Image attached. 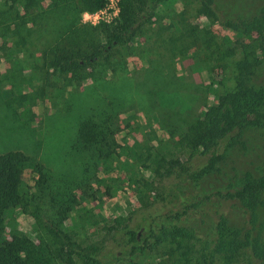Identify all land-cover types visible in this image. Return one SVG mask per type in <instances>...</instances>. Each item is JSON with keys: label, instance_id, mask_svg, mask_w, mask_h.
I'll use <instances>...</instances> for the list:
<instances>
[{"label": "trees", "instance_id": "obj_1", "mask_svg": "<svg viewBox=\"0 0 264 264\" xmlns=\"http://www.w3.org/2000/svg\"><path fill=\"white\" fill-rule=\"evenodd\" d=\"M11 1L29 12L36 11L34 5L44 0ZM168 1L119 0L118 13L111 21L73 25L35 51L33 67L38 71L34 75L40 83L30 92H21L19 102H27L25 112L33 115L35 101L78 85L87 76L85 67L115 60L141 36H149L152 42V67L147 73L156 66L170 75L176 59L192 53L194 63L213 72L220 83L231 68L230 86L216 93V102L195 122L171 130L166 138L153 132L132 145L117 141L120 123L106 107H91L81 116L73 148L83 153L84 173L89 167L103 174L115 169L125 172L122 184L135 192L140 203L114 218L106 236L94 242L85 226L99 221L80 199L111 196L107 176L96 174L89 181H95L96 187L88 190L82 189L87 180L83 176L74 183L82 190L77 194L65 182L55 189L49 168L36 157L22 150L1 153L0 264H175L176 252L185 254L189 249L183 246L185 239L200 243L197 264H215L217 257L229 263L243 257L246 264H264L259 225L264 207L263 157L255 169L230 175L227 189L192 195L179 192L180 185L193 182L198 186L209 174L219 173L228 152L248 151L254 131L264 133V77L259 75L262 69L264 74V0H254L258 3L254 9L235 18L226 16L216 0H180L182 9L170 14L167 23L159 10ZM80 2L78 6L76 0H51L53 6L73 4L78 12H93L107 4V0ZM201 18L206 23H201ZM214 24L231 34L219 37ZM52 76L62 82L51 84ZM32 78V74H21L20 80L28 85ZM28 170L34 174L32 185L24 178ZM154 185L162 187L161 191L154 192ZM209 200L218 207L204 209L201 203ZM225 203L240 205L243 226L229 224L221 210ZM18 210L35 219V239L18 228ZM205 211L211 219L209 232L201 227L200 216Z\"/></svg>", "mask_w": 264, "mask_h": 264}, {"label": "rangeland", "instance_id": "obj_2", "mask_svg": "<svg viewBox=\"0 0 264 264\" xmlns=\"http://www.w3.org/2000/svg\"><path fill=\"white\" fill-rule=\"evenodd\" d=\"M216 1L229 18L244 14L258 5L254 0ZM76 5H81L80 0H76ZM34 8L36 11L24 12L17 3L0 0V154L9 150H22L36 157L49 168L55 189L65 182L70 191H76L77 194H81L82 190L77 189L74 183L80 182L83 176L87 180L82 189L86 190L96 187L95 181L89 182L96 174L107 176V182L113 189L111 196H98L96 200H92L91 196L80 199L82 205L92 208L99 221L97 225L85 226L87 236L94 242L106 236L108 225L112 224L114 218L126 215L139 207L140 203L135 192L122 184L125 172L115 169L103 174L101 170L89 167V171L84 173L83 153L73 148L81 116L91 107L109 109L120 123L116 135L119 143L132 145L134 140L148 138L153 132L166 138L171 130L195 122L208 105L216 102V93L231 84V68L226 69V78L220 83L213 72L205 70L202 64L194 63L192 53H189L176 59L171 65L170 75H167V70L162 72L156 66L147 73L148 68L152 67V42L149 36H141L128 44L127 52L131 51L129 55L122 49L117 58L109 63L105 60L85 67L87 76L78 85L67 86L59 95L55 89V97L48 96L35 101L31 107L33 115H30L25 112L27 102L20 104L19 97L22 91L30 92L34 85L40 83L37 82V75H34L38 71L33 67L34 61L37 62L34 52L58 39L73 25H95L100 22L85 20L82 16L84 11L78 12L73 4L53 6L51 0H44L41 4H35ZM181 9L180 0H169L159 11L168 23V16ZM114 17L112 12L105 14L108 21ZM201 23H206V20L201 18ZM213 29L219 37L231 34L217 24H214ZM21 74H32L28 85L21 83ZM259 75L263 79V69ZM56 79L52 76L49 81L51 84L62 82ZM261 132L258 130L251 134L248 151L228 152L226 165L222 166L219 173L209 174L198 186L193 182L180 185L179 192L192 195L224 190L229 183L228 177L236 170L255 169V165L262 162L260 158H264V133ZM121 159H125V156ZM33 177L30 170L24 174L29 185L33 184ZM161 188L154 185V192L157 189L161 191ZM101 189L104 190V187ZM175 192L172 193L174 196ZM201 205L204 209H213L219 204L209 200ZM221 210L228 217L229 224L244 225L239 204L225 203ZM18 211V228L26 236L35 239V219L27 211ZM101 216L102 220H99ZM200 218L203 220L201 227L209 232L210 215L205 211ZM259 221L260 235L264 240V207ZM82 237L85 238V235ZM183 246L189 249L185 254L178 250L174 263L197 264L200 243L195 239H185ZM215 264H246V261L239 257L229 263L217 257Z\"/></svg>", "mask_w": 264, "mask_h": 264}, {"label": "built area", "instance_id": "obj_3", "mask_svg": "<svg viewBox=\"0 0 264 264\" xmlns=\"http://www.w3.org/2000/svg\"><path fill=\"white\" fill-rule=\"evenodd\" d=\"M119 10V0H107V4L104 8L89 12V11H84L82 16L85 20L91 22V23H97L101 20H109L105 19V14L109 12H112L114 16L117 15Z\"/></svg>", "mask_w": 264, "mask_h": 264}]
</instances>
